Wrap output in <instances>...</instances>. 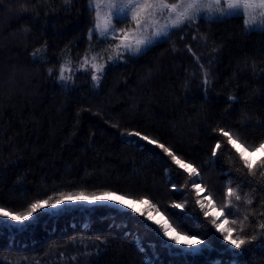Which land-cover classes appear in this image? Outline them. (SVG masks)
I'll return each mask as SVG.
<instances>
[{
  "label": "trees",
  "instance_id": "trees-1",
  "mask_svg": "<svg viewBox=\"0 0 264 264\" xmlns=\"http://www.w3.org/2000/svg\"><path fill=\"white\" fill-rule=\"evenodd\" d=\"M94 17L88 0L70 7L64 0H0V208L22 212L61 192L143 198L179 233H199L204 243L195 254L170 249L139 212L96 203L38 211L22 229L0 216V264H264L261 157L257 174L246 173L214 131L224 127L248 145L264 139V34H246L239 18L200 19L146 54L109 65L99 89L85 73L66 88L57 79L63 60L106 55L116 41L89 38ZM201 64L210 74L206 97ZM128 131L157 139L192 163L220 210L229 181L242 197L252 193L251 205L233 198L235 215L224 209L233 237L243 234L241 227L257 235L247 252L232 250L204 215L208 209L195 203L202 195L191 187L193 176ZM218 139L222 147L212 156Z\"/></svg>",
  "mask_w": 264,
  "mask_h": 264
},
{
  "label": "snow or ice",
  "instance_id": "snow-or-ice-1",
  "mask_svg": "<svg viewBox=\"0 0 264 264\" xmlns=\"http://www.w3.org/2000/svg\"><path fill=\"white\" fill-rule=\"evenodd\" d=\"M64 3L70 7L72 0H64ZM88 6L90 11L95 12L93 21L94 27L89 29V38L91 39V37L95 35L98 39H115L119 41V43L115 45L110 44L108 46L112 49V54L108 55L107 61L104 64L95 62L97 59L96 56L92 57L91 69L93 71L90 78L95 82L97 87L100 85L102 74L107 62L115 63L122 59L124 54L131 56L146 54L152 46L169 39L173 31L181 30L184 26H191V24L196 23L200 19H206L212 22H223L225 19L239 18L243 21L246 34H250L253 31L264 34V0H175V2H170V0H88ZM124 21H128L132 26L129 27L128 25H125L120 28L115 26L114 22H120L123 24ZM173 50L175 51V48H173ZM69 62V60L65 59L60 65L57 79L63 82V86H66L69 81H72L71 75H65L66 71H71L66 67ZM89 63L88 56L85 54L82 66L86 68ZM200 67L204 72L203 84L205 86L206 97V88L209 86L210 74L207 69H204L202 64ZM52 71V69H48L49 76L52 75ZM214 131H217L221 138H226V145L230 146L229 150L233 151L238 157V160L242 162V168L246 170V173H251L255 176L257 174L255 171L257 164L249 157L251 153L264 149V139L253 145H248L246 140H241L233 133V131L226 130L224 127H217ZM127 135L128 137H139L141 140L155 145L170 157L172 163L178 165V167L183 169L189 176H200V172L192 163L186 162L185 159L174 152L171 147L166 146L157 139L151 138L139 131H128ZM126 142L131 143V140ZM221 147L222 139H218L213 146L212 156H216L217 151L220 150ZM260 168L262 170L259 172V175L264 177V156H261L260 158ZM231 183L232 182L229 181V186L226 187L224 193L225 204L222 206L219 216L212 219L211 223L222 233L223 240L228 241L233 249L247 252V246H250L253 242L257 241V235L244 233V229L241 227L240 231L243 234L233 237L232 233L233 231H236V229H226L223 225L217 223V219H219L220 216H224L225 208L228 209L229 216L235 215L229 207L233 205V198L235 201L244 200L247 205L253 203L251 192L245 193L242 197L238 191L239 185L233 187L231 186ZM247 183L251 184L252 182L248 181ZM172 187L173 189L176 188L175 183L172 184ZM185 187H187V185H185ZM191 187L195 189L198 194L204 191L201 183L196 180L191 182ZM253 191L255 190L253 189ZM108 196V192H61L58 194V198L55 199L50 196L47 199L35 200L27 206L25 211L22 212H11L5 208H0V216L10 217L12 221L16 222V224L26 226L25 221H28L30 224L32 220L37 219V217L34 216V213H37L38 211L59 209L65 204V201L74 202L81 200L93 204L109 203L119 205L121 209H131L132 213H136L135 208L123 203V199H126L127 197L111 201L107 199ZM206 199L209 204L215 208V205L212 203L211 195L206 197ZM140 202L150 205V208L147 211H141L139 215L145 216L148 221H153L155 225L159 226V228L154 229V231H162L163 236L168 237L171 241H174L175 244L187 246L189 249H197V245L204 243V241L199 239V233L192 236H188L185 233V238L182 241L180 239L181 233H178L176 228L169 223L168 219L164 218L163 213H160V218L151 214V211L155 209V205H152L151 201L142 198ZM195 203L199 204L201 209L206 207L203 198L195 201ZM260 205L264 207V197L261 198ZM173 207L182 209L184 204L175 203ZM156 211L159 210L156 209ZM209 214L210 213L207 211L204 212L205 216H208ZM261 215H264V213ZM243 221H249V216L247 214L243 216ZM243 221H241V225H243ZM232 223H237V220H232ZM148 227H151V225H148ZM258 227L260 229V239L264 240V219L258 221ZM106 242V240L102 241V243Z\"/></svg>",
  "mask_w": 264,
  "mask_h": 264
},
{
  "label": "rangeland",
  "instance_id": "rangeland-1",
  "mask_svg": "<svg viewBox=\"0 0 264 264\" xmlns=\"http://www.w3.org/2000/svg\"><path fill=\"white\" fill-rule=\"evenodd\" d=\"M106 10V9H105ZM115 23V26L117 27V28H120V27H123V26H125V25H128L129 27H131L132 25H130L129 24V22L128 21H124V23L123 24H121L120 22H114ZM94 27V26H93ZM92 38V37H91ZM117 43H119V41L118 40H116L114 43H113V45H115V44H117ZM111 51V52H110ZM109 51V53L108 54H104V52L103 51H99V52H96V53H92V55L91 56H88V59H89V61H90V63L87 65V67L85 68V67H83L82 66V61H83V59L81 60V61H74V59L73 58H67V60H69L70 62L67 64V68H69L71 71L69 72V71H66L65 72V75L67 76V75H71V77H72V81H69L68 82V84L66 85V86H64V87H66V88H69V89H72V88H75L76 86H77V83L75 82V80H76V76L77 75H79V74H89L90 76H91V74H92V69H91V62H92V57L93 56H96L97 57V59H96V61L95 62H98V63H102V64H104L106 61H107V57H108V55L109 54H112V50H110ZM101 53V54H100ZM131 55H127V54H124L123 55V57H122V59H120V60H118L117 62H115V63H113V62H107L106 63V67H105V70H104V72H103V74H102V79H103V76H104V74H105V72H106V69H107V67L109 66V65H111V66H113V65H117V64H121V63H126L127 61H128V58L130 57ZM84 58V57H83ZM59 81V80H58ZM74 81V82H73ZM59 83L63 86V82H61V81H59ZM101 84H102V80H101V82H100V85L97 87L96 85H95V82L94 81H92V85H93V88H95V89H99L100 88V86H101ZM261 156H264V149H260L259 151H257V152H254V153H251V155H250V159L253 161V162H255V161H257ZM193 179L194 180H196V179H199V177H193ZM199 182V181H198ZM203 188H204V186L203 185H201ZM201 195H202V197L200 198V199H204V203H205V205H206V207L205 208H207L208 209V212L210 213L209 214V216H211L213 219L214 218H216V216H219V213H220V209L214 204V202L212 201V203L215 205V208H213L210 204H209V202H208V200L206 199V197H208L207 195H206V191H205V188H204V191L203 192H201L200 193ZM122 198H124V197H122V196H119V195H117V194H109V196L107 197V199L108 200H111V201H115V200H120V199H122ZM123 203L124 204H128V205H131V207L132 208H135L136 209V212H141V211H147L149 208H150V205L149 204H146V203H141V202H137V201H134V200H132V199H129V198H126V199H123ZM93 203H90V202H88V201H74V202H68V201H65V204L64 205H62L61 206V208H59V209H55V210H50V211H52V214H57V213H59L61 210H63V209H65V208H73V207H85V206H89V205H92ZM106 204H109V203H106ZM110 205H112V206H115V207H118L119 209H121L120 208V206L119 205H113V204H110ZM200 206V205H199ZM122 210H124V209H122ZM127 210H131V209H127ZM151 214L153 215V216H156L157 218H160V213L159 212H154L153 210L151 211ZM163 216H164V218H166L167 219V217L163 214ZM9 218V220H5L4 221V224H6V225H8V226H10L11 224H12V220H11V218L10 217H8ZM1 219V218H0ZM169 221V220H168ZM151 222H153V221H151ZM154 223V222H153ZM169 223H170V221H169ZM217 223L218 224H221V225H223V227L224 228H230V224H229V222L227 221V219L224 217V216H220L219 217V219H217ZM173 226V225H172ZM17 227L18 228H23L24 226H21V225H18L17 224ZM156 228L158 229L159 228V226L158 225H156ZM177 231V230H176ZM218 231V230H217ZM178 232V231H177ZM218 232H220V231H218ZM179 233V232H178ZM221 233V232H220ZM159 234L167 241V246L171 249V248H180L181 250H182V252L184 253V254H195V253H197V252H199V250L201 249V246L200 245H197V249H189V248H187V246H182V245H177V244H175V242L174 241H171L168 237H166V236H163V234H162V231H159ZM222 234V233H221ZM184 238H185V235H183V234H181L180 235V239L183 241L184 240ZM232 250H237V249H233V247L230 245L229 246Z\"/></svg>",
  "mask_w": 264,
  "mask_h": 264
}]
</instances>
